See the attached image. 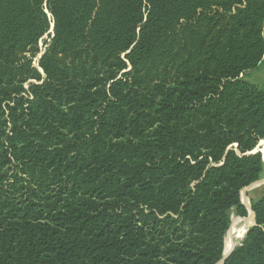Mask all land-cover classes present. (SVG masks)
<instances>
[{
  "label": "trees",
  "instance_id": "obj_1",
  "mask_svg": "<svg viewBox=\"0 0 264 264\" xmlns=\"http://www.w3.org/2000/svg\"><path fill=\"white\" fill-rule=\"evenodd\" d=\"M263 26L264 0H0V264H218L264 177ZM250 209L223 264H264Z\"/></svg>",
  "mask_w": 264,
  "mask_h": 264
},
{
  "label": "rangeland",
  "instance_id": "obj_2",
  "mask_svg": "<svg viewBox=\"0 0 264 264\" xmlns=\"http://www.w3.org/2000/svg\"><path fill=\"white\" fill-rule=\"evenodd\" d=\"M263 37H264V26H263ZM45 40H48V39L44 37L42 41H40L39 43V48L41 50V53H43V42ZM39 55L36 57V59L33 62L34 66H36L37 64ZM243 79L253 85H256L260 89L264 90V57H263L262 62L255 69L250 70L243 75ZM260 142L258 143V145L260 144ZM256 148H260V147L257 146ZM246 188L241 191L240 199L242 203L244 204V206L247 208V211H248L247 216L245 218H235L233 220L232 226H234V231L231 233V228H232L231 227L229 230L230 232H228L227 234L226 247H227L228 240L232 243V247L236 246L238 242L243 238L246 228L254 225V220H252L253 213L251 212V209H250V202L260 197H264V177L263 179L254 183L253 186L247 189ZM249 214L251 215L250 217H249ZM236 220H238V223H236Z\"/></svg>",
  "mask_w": 264,
  "mask_h": 264
},
{
  "label": "water",
  "instance_id": "obj_3",
  "mask_svg": "<svg viewBox=\"0 0 264 264\" xmlns=\"http://www.w3.org/2000/svg\"><path fill=\"white\" fill-rule=\"evenodd\" d=\"M51 30H52V28H51ZM42 55V53L39 55V58H40V56ZM264 141V140H263ZM262 142V141H261ZM261 142H260V144L258 145V147H260V148H256L255 150H254V152L253 153H255V152H259L260 154H261V158H262V161H263V163H264V154H263V152H262V150H263V148L264 147H262V145H261ZM251 186H253V184L252 185H250L249 187H251ZM249 187H247V188H249ZM246 188V189H247ZM252 217H253V215H252ZM253 220V219H252ZM251 227V226H250ZM231 228V227H230ZM230 230V229H229ZM229 232V231H228ZM234 247L235 246H233L230 250H228V252H225L224 253V255H223V257H222V259H221V261L218 263V264H223L224 262H225V260L228 258V256H229V254L232 252V250L234 249Z\"/></svg>",
  "mask_w": 264,
  "mask_h": 264
},
{
  "label": "bare ground",
  "instance_id": "obj_4",
  "mask_svg": "<svg viewBox=\"0 0 264 264\" xmlns=\"http://www.w3.org/2000/svg\"><path fill=\"white\" fill-rule=\"evenodd\" d=\"M261 145H262V147H264V141L262 140V142H261ZM262 152H263V154H264V148H263V150H262ZM251 215L249 214V217H250ZM251 220V219H250ZM236 223H238V220H236ZM251 224V223H250ZM253 224V223H252ZM232 225H233V222H232ZM231 225V233L234 231V226H232ZM230 232V231H229ZM230 234V233H229ZM232 248V243L228 240V243H227V247H226V249H225V252H228V250H230Z\"/></svg>",
  "mask_w": 264,
  "mask_h": 264
}]
</instances>
